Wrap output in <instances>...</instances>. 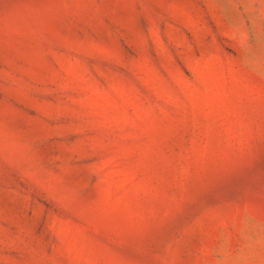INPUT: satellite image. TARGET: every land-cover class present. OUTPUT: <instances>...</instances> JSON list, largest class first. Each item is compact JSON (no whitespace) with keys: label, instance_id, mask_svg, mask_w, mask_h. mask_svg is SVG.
Listing matches in <instances>:
<instances>
[{"label":"rangeland","instance_id":"obj_1","mask_svg":"<svg viewBox=\"0 0 264 264\" xmlns=\"http://www.w3.org/2000/svg\"><path fill=\"white\" fill-rule=\"evenodd\" d=\"M0 264H264V0H0Z\"/></svg>","mask_w":264,"mask_h":264}]
</instances>
